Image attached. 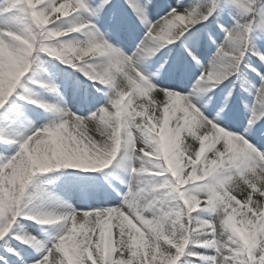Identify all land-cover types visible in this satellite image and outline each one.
Returning <instances> with one entry per match:
<instances>
[{"label":"snow or ice","instance_id":"1","mask_svg":"<svg viewBox=\"0 0 264 264\" xmlns=\"http://www.w3.org/2000/svg\"><path fill=\"white\" fill-rule=\"evenodd\" d=\"M0 4V17L23 24L0 27V264H264V67L253 62L264 66L255 42L264 0H124L133 23L117 0ZM105 18L111 28L102 31ZM212 47L205 63L202 50ZM43 54L85 77V98L89 88L100 93L87 115L29 89L58 94L54 82L26 75L34 64L47 72ZM186 66L199 72L187 90L179 83ZM164 75L175 83L161 86ZM225 81L216 116H206L209 93ZM237 88L252 103L242 99L247 124L234 131L222 114ZM17 101L54 118L10 131L20 126ZM67 169L103 173L119 203L29 207L35 179ZM22 220L41 233L21 231Z\"/></svg>","mask_w":264,"mask_h":264},{"label":"rangeland","instance_id":"2","mask_svg":"<svg viewBox=\"0 0 264 264\" xmlns=\"http://www.w3.org/2000/svg\"><path fill=\"white\" fill-rule=\"evenodd\" d=\"M117 3L120 5V15L122 17H126L129 23H133L134 19L131 15L130 10L127 8V5L124 4V0H117ZM156 3L158 5H174L175 0H156ZM156 12L160 15L163 14V10L161 8H157ZM228 20L232 23L231 17H229ZM100 27L102 31L110 30L111 26L109 25L107 18L100 22ZM112 38L113 40H121L126 48L130 45V41L126 39L124 34H119L115 31H112ZM178 52L179 49H177L176 52L172 53L173 61L175 60ZM214 52V50H207L206 52L202 50V54L205 57V63H207L208 59L211 58ZM168 55L169 54L167 50H164L160 54L161 58L167 57ZM185 71L186 74L181 78L179 83L184 86L185 90H187V88L191 87L192 83L199 75V72L196 69L188 66H186ZM26 75L31 76V78L35 80L30 73ZM170 83H175V81L171 80L167 75H164L163 79H160L161 86H167ZM28 86L30 90H34L35 93L40 97L43 98V96L49 94L53 97V104L57 106H67L69 109L77 112L82 116L87 115L89 110L93 109L95 105L94 103H91L89 101L88 95L87 98H85V93L82 86L73 87L68 85L67 83H63L61 87H58L60 94L49 93L35 84H29ZM228 87H230V82L225 81L224 84L220 86V88L216 89L213 93H209V95L212 96V100L211 102L207 103V108L202 110L206 116H216V113L220 108L222 99L226 94ZM18 91L23 92V89L18 88ZM204 99L207 101V97H205ZM242 99L249 104L252 103L251 95L241 92L240 89L237 88L236 92L233 94L229 106L225 109V113L222 114L224 123H227L234 131L243 129L247 124V113H245V107L242 103ZM17 103L22 107V113L20 114V126L18 128L10 127V131H24L25 129H31V127L33 126L39 128L41 125L48 124L49 121L54 118V114L45 112L35 105L25 103L24 101H17ZM261 124L264 125V122H262ZM88 127L89 129H94L95 125L89 124ZM88 135H92V132L90 131ZM96 135L98 137V133ZM52 173L40 174L36 178L47 181L44 186L45 190L38 199L35 197L36 186L33 185L29 188L28 192L31 196V203L29 204V207L34 206L37 209L59 211L61 210L62 204L64 202H67L74 208H99L117 204L120 201V197L116 195L112 188L109 187V181H106L104 178L98 181L84 179V177L82 176L77 178H69L64 175L56 180L48 181L49 179H46L45 176H49V174ZM117 174L123 175V170H117ZM110 181L113 184H118V181L112 180L111 178ZM120 187L123 188V186ZM236 194L239 199H243L244 194L239 188L236 189ZM28 222H30L31 226L28 227L25 224H21V231L26 229L27 231L33 232L35 234L41 233V226L34 225L30 220H28ZM50 234H54V230ZM113 238H116L115 233ZM12 243L13 246L17 245L16 241H12Z\"/></svg>","mask_w":264,"mask_h":264},{"label":"trees","instance_id":"3","mask_svg":"<svg viewBox=\"0 0 264 264\" xmlns=\"http://www.w3.org/2000/svg\"><path fill=\"white\" fill-rule=\"evenodd\" d=\"M0 6H2V4H0ZM228 18L229 15L227 13H224L222 16V23H224L226 27L231 26V22L228 20ZM133 19L135 21L134 17ZM5 26L11 27L13 29H20L23 27V24L18 19H12L10 17H0V27H5ZM222 40H223V33H219V39L217 40V43L218 44L221 43ZM255 42L257 46L261 49V51H264V36L257 35ZM209 50L215 51L216 49L215 47H212ZM41 60L44 61V68L47 69V72L43 71L41 67L34 64L30 73L33 75L36 81H50V82H54L57 86H60L64 82H66L73 87L81 86L80 82L85 81V77L82 74L70 68L68 65L62 64L58 60L48 57L47 54H43L41 56ZM253 62L257 64V67H264L262 65H259V63L255 61V58H253ZM59 93L60 92L58 91V94ZM99 97H100V93L96 92L94 88L88 89V99L91 103L95 104L96 100L99 99ZM43 99L52 103V96L46 95ZM245 113H247L246 109H245ZM262 122L264 121H261L260 123ZM64 175L69 178H77L82 176L84 177V179H88V180H93V179L100 180L103 177V173L84 172L83 170L67 169V170H56L52 174H49V176H45V178L46 179L48 178L49 179L48 181H53ZM46 183H47L46 180L43 181L40 179H35L33 185L36 186L35 197L37 199L42 195L43 191L45 190L44 186ZM204 215H207V213H204Z\"/></svg>","mask_w":264,"mask_h":264},{"label":"bare ground","instance_id":"4","mask_svg":"<svg viewBox=\"0 0 264 264\" xmlns=\"http://www.w3.org/2000/svg\"><path fill=\"white\" fill-rule=\"evenodd\" d=\"M21 224H25V225H27L28 227L31 226V225H30V222H28V220H23V221L21 222Z\"/></svg>","mask_w":264,"mask_h":264}]
</instances>
